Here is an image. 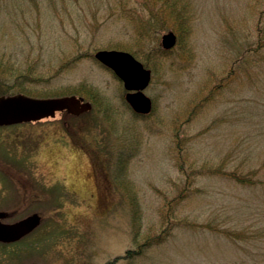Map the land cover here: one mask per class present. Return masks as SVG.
<instances>
[{
    "label": "rangeland",
    "instance_id": "rangeland-1",
    "mask_svg": "<svg viewBox=\"0 0 264 264\" xmlns=\"http://www.w3.org/2000/svg\"><path fill=\"white\" fill-rule=\"evenodd\" d=\"M65 1L0 0V94L91 103L0 126L3 220L41 216L0 264H264V0ZM99 49L150 70L148 113Z\"/></svg>",
    "mask_w": 264,
    "mask_h": 264
},
{
    "label": "water",
    "instance_id": "water-1",
    "mask_svg": "<svg viewBox=\"0 0 264 264\" xmlns=\"http://www.w3.org/2000/svg\"><path fill=\"white\" fill-rule=\"evenodd\" d=\"M175 42L174 33L169 30L160 36V45L169 49ZM100 63L110 68L122 81L126 92L124 98L136 113L146 114L151 109V99L143 89L150 80L151 72L130 52L119 49H99L93 53ZM91 108V103L80 95L64 94L58 96L36 97L21 92L0 94V125L23 121H35L53 117L57 111L80 114ZM6 211L0 210V241L11 242L32 231L41 216L32 212L12 221H3Z\"/></svg>",
    "mask_w": 264,
    "mask_h": 264
},
{
    "label": "trees",
    "instance_id": "trees-1",
    "mask_svg": "<svg viewBox=\"0 0 264 264\" xmlns=\"http://www.w3.org/2000/svg\"><path fill=\"white\" fill-rule=\"evenodd\" d=\"M75 1V0H74ZM67 0L65 1V9L66 11L69 13L68 11V8H67ZM133 12H136V8H132ZM140 17V16H139ZM259 27H258V31H259V37L257 39V45L256 47L257 48H262L264 47V29L261 26V24L259 23L258 24ZM136 28H138V31H137V34H144V33H147V32H151L152 34H157L160 30H162L164 27H165V24L163 23V21H161L160 19L156 18L154 16V13H152L150 16L148 17H140V19H138L136 21ZM154 50L158 51V52H163L165 49H163L160 45L158 46H154L153 47ZM11 69H14V67H10ZM17 69V68H15ZM8 71V70H6ZM5 70H2V73H6ZM18 74H21L23 75L21 72L18 73ZM17 74V75H18ZM28 76V75H26ZM4 93V92H3ZM253 183H255V180L253 179ZM161 234L158 236L160 237ZM156 237V239L158 238ZM15 243H19L18 241H15V242H11V244H15ZM10 243H2L0 242V251H3L5 249V247H7ZM139 250H127L125 256H130L133 252H138ZM1 254V252H0Z\"/></svg>",
    "mask_w": 264,
    "mask_h": 264
}]
</instances>
